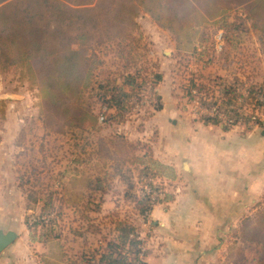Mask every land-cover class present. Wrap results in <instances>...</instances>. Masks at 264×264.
I'll return each instance as SVG.
<instances>
[{"label":"rangeland","instance_id":"1","mask_svg":"<svg viewBox=\"0 0 264 264\" xmlns=\"http://www.w3.org/2000/svg\"><path fill=\"white\" fill-rule=\"evenodd\" d=\"M223 15L225 27L207 18L196 26L197 32L188 41L183 35L157 26L148 13L140 12L132 43L115 40L92 46L89 53L98 61L100 79L119 85L126 74L146 79L140 99L132 98L134 103L122 120L105 116L98 128L86 125L81 129L65 128L61 133L52 131L42 122L36 86L20 80L11 68L0 71V232L16 229L22 234L27 230L28 239L33 241L32 235L37 236L40 229H31L30 225L41 216L51 220L60 235L63 264H81L84 256L97 259L107 239L116 237L117 220L138 226L140 213L133 199L150 191V185L139 181L135 162L127 160L130 155L120 158L106 139L121 135L134 146L133 154L151 152L154 156V142L160 151L168 149L165 138L158 140L160 134L165 137L174 128L180 133L188 130L190 141L192 136L199 138L206 116L216 118L219 122L213 125L220 127L234 125L243 132L264 129V108L255 105L248 91L264 80L261 21L255 20L245 6L235 5L219 17ZM218 31L224 37L220 51L214 48ZM157 73L161 77L156 81L153 77ZM223 85L236 88L238 96L232 95L234 101L224 111L214 106L215 115H209L213 107L202 101H216L218 105L227 102ZM240 103L239 114L232 115ZM98 110L96 104L95 112L100 116ZM228 118L236 123L230 125ZM160 122V126L155 125ZM102 138L111 149V155L104 159L97 152ZM112 143L118 144V139ZM82 170L86 175L100 176L105 190L89 195ZM161 185L171 196L180 190L178 182L164 179ZM153 195L164 196L160 188ZM49 196L55 210L41 213ZM235 231L222 235L224 242L216 243L215 264H255L258 246L238 243L233 239L237 238ZM11 244L0 252V258L3 252H9ZM51 251L56 254V247Z\"/></svg>","mask_w":264,"mask_h":264},{"label":"trees","instance_id":"2","mask_svg":"<svg viewBox=\"0 0 264 264\" xmlns=\"http://www.w3.org/2000/svg\"><path fill=\"white\" fill-rule=\"evenodd\" d=\"M247 1L250 2L246 8L255 20L261 21L260 28L264 31V0H0V71L11 68L18 72L20 80L36 86L42 122L52 131L61 133L65 128L81 129L86 125L98 128V122L105 116L113 121L122 120L134 103L132 98L140 99L146 79L126 74L120 85L107 78L100 79L98 61L89 53L92 46L115 40L132 43L140 12L148 13L159 26L183 35L189 41L197 32L196 26L207 18H214L217 24L225 27L226 16H219ZM203 36L204 33L202 40ZM160 77L157 73L153 78L157 81ZM248 91L255 105L264 108V80ZM222 94L227 102L219 105L216 101L202 102L224 111L233 103L232 95L238 94L236 88L226 85L222 86ZM96 104L101 110L100 116L95 112ZM241 107V103L234 107L232 115L237 116ZM205 118L206 123L219 122L210 116ZM229 127L224 126L225 129ZM116 139L118 144L115 145L112 142ZM106 140L113 145L112 150L120 153V158L130 155L127 160L137 165L139 181L150 185V191L133 199L140 215L145 217L156 201L172 198L161 185L164 179L176 178L172 165L151 152L133 154L134 146L121 135ZM126 145L128 147L124 148ZM97 152L103 159L111 155L105 139L99 140ZM82 171L86 175V171ZM100 173L103 175V170ZM84 182L89 195L105 190L100 176L88 174ZM159 188L164 196L152 199L153 192ZM95 209H99L97 205ZM53 210L55 207L49 196L41 206V213ZM53 225L51 220L41 216L34 219L31 229H40V232L37 236L32 235V240L46 242L58 237ZM114 229L116 237L107 239L98 258L82 255L81 264H148L144 240L137 226L117 220ZM235 234L243 244L258 246L255 264H264V206L245 215Z\"/></svg>","mask_w":264,"mask_h":264},{"label":"crops","instance_id":"3","mask_svg":"<svg viewBox=\"0 0 264 264\" xmlns=\"http://www.w3.org/2000/svg\"><path fill=\"white\" fill-rule=\"evenodd\" d=\"M212 125L202 123V135L191 141L188 130L160 134V142L168 141L167 151L154 142V156L175 168L171 182H178L180 190L170 200L156 201L145 217L139 214L137 228L148 264H215L222 235L234 234L249 209L264 204V129L243 132L234 125ZM15 231L0 264H63L59 234L40 242L30 241L27 230Z\"/></svg>","mask_w":264,"mask_h":264},{"label":"built area","instance_id":"4","mask_svg":"<svg viewBox=\"0 0 264 264\" xmlns=\"http://www.w3.org/2000/svg\"><path fill=\"white\" fill-rule=\"evenodd\" d=\"M215 40H214V48L215 50H221L222 49V45H223V42H224V37H223V33L221 31H218L216 34H215ZM202 111H204V109H202ZM216 113V109L213 107L209 113V115H215ZM101 119V118H100ZM232 119L231 118H228V122L231 123ZM160 194V193H159ZM158 194V195H159ZM157 195V196H158ZM156 196L153 195L152 199H155Z\"/></svg>","mask_w":264,"mask_h":264},{"label":"water","instance_id":"5","mask_svg":"<svg viewBox=\"0 0 264 264\" xmlns=\"http://www.w3.org/2000/svg\"><path fill=\"white\" fill-rule=\"evenodd\" d=\"M15 235V232L11 230L0 232V252L14 240Z\"/></svg>","mask_w":264,"mask_h":264}]
</instances>
